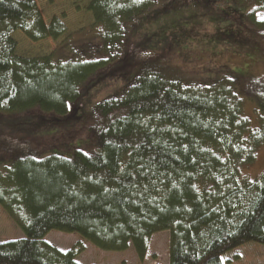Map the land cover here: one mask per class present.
<instances>
[{
  "label": "trees",
  "instance_id": "trees-1",
  "mask_svg": "<svg viewBox=\"0 0 264 264\" xmlns=\"http://www.w3.org/2000/svg\"><path fill=\"white\" fill-rule=\"evenodd\" d=\"M159 1L182 0H91L97 40L67 57L28 59L15 53V32L36 43L67 28L57 17L45 23L35 0H0V120L51 117L59 140L71 139L56 119L74 116L98 81H120L92 108L84 130L94 149L74 146L70 157L55 154L58 147L36 151L29 131L0 141V207L24 236L0 243V264H78L82 249L58 251L43 241L51 231L106 252L132 247L139 262L162 231L168 264H224V254L246 243L264 246V171L245 174L264 146V84L197 79L170 65L167 49H139L134 22ZM221 3L264 10V0ZM249 19L264 46V21ZM236 38L229 40L247 43ZM245 99L256 126L243 116Z\"/></svg>",
  "mask_w": 264,
  "mask_h": 264
},
{
  "label": "rangeland",
  "instance_id": "rangeland-1",
  "mask_svg": "<svg viewBox=\"0 0 264 264\" xmlns=\"http://www.w3.org/2000/svg\"><path fill=\"white\" fill-rule=\"evenodd\" d=\"M90 1L35 0L45 23L48 24L54 17L60 18L67 32L57 40L46 39L36 43L29 41L22 33L15 32L12 38L16 42V55L28 59L44 58L52 54L58 58L67 57V53L78 50L84 43L97 40L96 34L100 27L96 25L88 10ZM218 1V3L206 4L194 0L173 1L167 7H163L159 1L134 22L133 28L138 31L136 41L139 49L142 50L148 44L154 47L150 50L167 49L169 54L166 52L164 54L169 64L197 79L207 80L212 76L215 78L228 76L240 78L241 82L245 79H254L264 84V46L255 41L249 32L251 25L249 15H252L254 21L262 22L260 17L264 16V10L253 12V6L248 4L227 10L224 8L225 2ZM232 36L237 37L238 40L244 39L247 43L232 42L229 40ZM117 78L118 80L98 81L90 97L88 93L82 95L80 99L82 106L74 116L56 119L62 120L64 125L62 131L70 130L73 139H65L64 135L63 139L59 140L61 135L56 136L55 132L58 128L53 127L56 123L51 117L26 116L0 120V141L7 139L10 134L23 138L25 135L21 132L29 131L35 132L32 134L37 136L33 141V149L36 151L44 150V146L58 147L59 149L53 151L56 152L55 154L70 157L74 146L84 150L94 149L88 142L85 131L90 122L91 111L96 103L102 101L120 85L119 77ZM244 101L243 116L252 126H256L254 104L246 99ZM37 125L46 129L35 131ZM60 148H68V152ZM3 149L5 148L0 146V150ZM6 163L9 165L11 162L7 160ZM263 171L264 146L257 150L255 160L245 170V174L252 179ZM23 237L15 222L0 207V243ZM43 241L62 253L74 248L77 251L82 249L75 259L78 264H168L169 262L168 231L159 232L151 237L147 254L142 262H139L132 247L124 252H106L95 248L76 234L51 231ZM222 261L224 264H264V246L254 242L246 243L224 254Z\"/></svg>",
  "mask_w": 264,
  "mask_h": 264
},
{
  "label": "snow or ice",
  "instance_id": "snow-or-ice-1",
  "mask_svg": "<svg viewBox=\"0 0 264 264\" xmlns=\"http://www.w3.org/2000/svg\"><path fill=\"white\" fill-rule=\"evenodd\" d=\"M260 19H261L262 21H264V16H261Z\"/></svg>",
  "mask_w": 264,
  "mask_h": 264
}]
</instances>
